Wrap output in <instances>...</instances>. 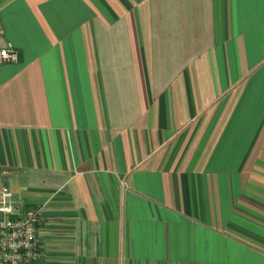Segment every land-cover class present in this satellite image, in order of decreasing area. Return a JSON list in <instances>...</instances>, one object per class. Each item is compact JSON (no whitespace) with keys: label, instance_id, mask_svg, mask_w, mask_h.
Returning <instances> with one entry per match:
<instances>
[{"label":"crops","instance_id":"1","mask_svg":"<svg viewBox=\"0 0 264 264\" xmlns=\"http://www.w3.org/2000/svg\"><path fill=\"white\" fill-rule=\"evenodd\" d=\"M8 46L39 264H264V0H0Z\"/></svg>","mask_w":264,"mask_h":264},{"label":"built area","instance_id":"2","mask_svg":"<svg viewBox=\"0 0 264 264\" xmlns=\"http://www.w3.org/2000/svg\"><path fill=\"white\" fill-rule=\"evenodd\" d=\"M18 61L14 47L0 49V65ZM42 222L41 209H24L10 189L0 186V264H39L43 258Z\"/></svg>","mask_w":264,"mask_h":264}]
</instances>
